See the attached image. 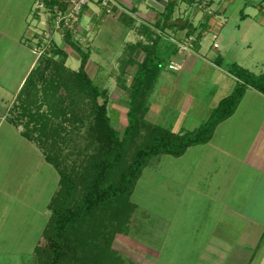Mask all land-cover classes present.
Here are the masks:
<instances>
[{
    "label": "crops",
    "instance_id": "obj_1",
    "mask_svg": "<svg viewBox=\"0 0 264 264\" xmlns=\"http://www.w3.org/2000/svg\"><path fill=\"white\" fill-rule=\"evenodd\" d=\"M235 1L225 0V4L219 2L221 11L217 15L210 17L200 14L197 19V15H180L177 6L169 18L166 6L156 0H116L119 7L113 16H105L99 7H87L80 32L75 37L71 36V39L88 54L86 71L101 88L108 91V97L120 100L127 98V102H118L121 107H125V103L129 105L128 87L135 73L146 67L152 59L158 65V61L167 56L168 65L158 72L150 89L155 90L156 83L159 85L154 97L161 101L150 104V91L144 117L147 121L146 117L159 118L162 114L159 103H164L171 106L162 120V123L167 121L165 124L170 125L167 129L176 133L193 131L206 122L220 102L234 91L238 78L229 72L226 65L247 64L240 63L237 58L230 60L227 58L228 52L238 42L250 47L252 34L256 30L260 31L261 26L264 27V7L259 6L260 11L242 9L238 20H235V15L228 11L230 3ZM28 2L29 9L32 0ZM37 2L39 0L28 10L26 19L24 15L27 21L25 33L30 39H34L37 28L45 26V14L39 10V14L35 13ZM187 18L194 24V30L186 25ZM203 30H208V33L199 36L192 51L179 52L176 41ZM10 33L13 34L8 32L7 37L11 40ZM3 34L5 30L0 27V35ZM215 34L217 37H214ZM16 39L11 40L13 46L10 49L17 50L16 60L24 62L16 90L18 92L39 59L30 46L20 41L17 45ZM215 42L219 43L218 47H214ZM255 42L258 43L257 40ZM20 45L25 47L24 53L19 51ZM58 45L67 53V64L72 70H79L81 56L78 51L66 38H61ZM246 51L241 54L244 58ZM7 54L8 51L6 54L1 53L0 61ZM172 61L180 64L181 68L171 69L169 64ZM0 65L9 67L12 64L0 62ZM2 71L8 75L12 73L10 70ZM208 88L210 93L209 98H206L205 90ZM113 110L121 112L116 108ZM3 120L0 124L6 123ZM149 124L157 125L153 121H149ZM30 142L28 139L29 145ZM194 147L198 148L194 162L197 156L200 161H207L200 162L203 164L200 168H194L192 177L198 176L197 182L192 177L190 179L191 174L188 173L182 184L188 193H193V201L189 198L186 203L182 202L183 194H180L179 203L150 204L149 219L153 229L149 232H153L158 239L150 240L147 235L141 241L138 239V244L142 243L150 251L146 259L150 264H160L166 242L171 233L176 232L177 250L174 248V256L171 257L175 258L177 251L186 257L185 262L176 264H264V94L248 87L235 112L217 125L211 140L189 147L176 159L189 157L191 150H196ZM36 159L38 164L44 163L39 160V155ZM47 170L51 174L50 169ZM180 178L182 174L176 177ZM50 181L53 182L52 176ZM204 201L209 203L201 207ZM182 203L186 212L181 219H177L176 211ZM166 206L169 209L166 210ZM44 217L43 214V220ZM43 226L44 221L41 238L40 232L32 238L34 243L37 241L34 248L23 250L25 253L0 251V264H35V253L46 228L42 229Z\"/></svg>",
    "mask_w": 264,
    "mask_h": 264
},
{
    "label": "rangeland",
    "instance_id": "obj_2",
    "mask_svg": "<svg viewBox=\"0 0 264 264\" xmlns=\"http://www.w3.org/2000/svg\"><path fill=\"white\" fill-rule=\"evenodd\" d=\"M28 1L0 0V27L5 30V34L0 35V52L6 54V51H8L9 53V55H4L5 57L0 62L12 64L9 67L0 65V121L6 120V123L0 124V251H9L6 253L10 254L18 251L25 253L26 251L23 250L36 246L37 241L34 243L32 238L38 232L41 233V238L43 228L52 227L54 209L71 208L84 200L86 190L95 174L94 163L96 158H99V155L101 156V146L103 144L98 127L95 126V108L92 99L77 88L61 92V95L66 97L65 102H62L59 97L57 98V95H53L51 91L49 94L44 91V85L48 83L50 78L55 76L56 65H64L65 73L63 76L66 79H70L69 72L72 68L67 64L66 57L62 53L57 54L56 52L62 49L58 42L63 37L51 27L49 28V25L45 24L44 27L42 25L37 28L34 39L26 36L27 21L25 19L28 17V10L34 6L36 0H32L29 9L27 8L30 4ZM42 1L46 6H49L51 0H39V3ZM57 1L60 2V0ZM203 1H206L207 4ZM218 1L221 4H225V0ZM240 1L237 0L230 3L228 8L229 13L231 12L235 15V20H238L242 9H246L249 12L260 11L259 6L264 7V0ZM202 2L204 7L212 5L216 14L208 15L205 13L204 8L200 7ZM219 2L214 0H175L174 9L177 6L180 15H197V19L200 14L213 17L221 11ZM39 3L37 2L36 5ZM36 9L35 13L38 10V12H42L40 8ZM33 11H35V8H33ZM83 14L81 17L82 22H84L85 17ZM29 20H32L31 16ZM185 23L190 26L191 30L195 29L190 18H187ZM8 32H13L14 35L10 33L13 39L18 38L16 39L17 45L18 41L23 42L38 53L36 56L39 60L37 59L38 62L33 69V76L22 93L26 92L27 94L28 92L31 95L26 96L24 94L25 96L22 95V98H17L16 95L20 93L24 83L18 92L16 90L24 62L16 60L17 50L10 49L13 46L11 41L13 39L10 40L7 37ZM52 32L54 33V39L50 46L47 47V42L44 39H46L47 34L50 35ZM201 33L202 31H200L199 35ZM252 35L250 47L238 42V45L228 52L227 58H230V60L238 59L240 63L246 62L247 64L243 63L246 66H242L259 75L264 73V27L261 26L260 31L256 30ZM69 43L71 44V42ZM20 46L19 51L24 53L25 47ZM72 46L76 49L74 45ZM245 49H247L246 58L241 55ZM41 51L43 52L42 54L40 53ZM31 56L35 57L34 55ZM158 65L160 73L168 65V57H162V60L158 61ZM229 66L230 64L226 65L228 69ZM3 69L10 70L12 73L8 75L5 71H2ZM34 81L36 84H34ZM158 88L159 85L156 83L155 90H149V92L151 91L148 98L150 104L155 103L154 101H161L160 98L154 97ZM207 90H205V94L206 98H209L210 88ZM108 99V109L113 124L123 134L128 124L126 113L128 106L125 103L126 106L121 107L118 102H127V98L120 100V98H111L109 96ZM99 101L102 103L103 98L100 97ZM25 105L28 110L22 114L24 111L22 107ZM52 106L55 107L56 113H53L52 109L54 108ZM159 107L162 108V114L159 118L155 119L152 116L146 118L157 125L165 128L169 127L170 125L165 124L167 121L162 123V120L168 114L167 109L171 106L159 103ZM113 108L119 109L121 112L116 113ZM33 113L39 117L44 115L48 120L39 118V121H31L30 114ZM11 119L15 122L13 123ZM149 121L142 114H139L134 134L129 139L128 146L125 149V160L118 170L110 172L107 179L108 183L117 181L121 171L128 168L137 151L152 141L154 132L149 126ZM44 123H47L46 135L41 133V127ZM25 131L29 132L35 139L31 140L28 138L33 147L29 145L28 139L23 137L25 136L23 134ZM194 149L196 150H191L189 157L187 155L181 160L167 154L159 155L150 160L149 164L143 169L141 178L131 197V200L136 204V208L130 215L132 218H130L128 233L116 232L117 219L113 220L115 218L111 214L113 209L109 205L97 209L91 218H86L83 224L72 226L74 229L71 228V238L75 239L78 237L79 239L74 241L78 244V241L81 240L80 246L79 249L76 248L77 252L75 254H71L73 251L69 252V254L67 253L62 264H150L151 262L146 259L150 256V251L145 245L137 242L138 239L141 241V239L145 238V235L150 240L158 239L156 235L152 234L153 232H149L153 229L150 227L152 223L149 219L150 204H169V202L170 204H176L180 201L178 199L180 194H183L182 202L186 203L189 198L193 201V193L191 191L188 193L182 184L188 177V173L191 174L189 176L191 179L195 171L194 168H200L203 165L200 162L207 161H200L197 156L194 162L198 148L194 147ZM36 154L39 155V160L44 162L43 164H38ZM48 155L57 160L59 163L58 169L47 160L46 157ZM187 162L189 170H187ZM193 163L194 167H192ZM47 169H50L51 174ZM61 172L65 173L67 177L62 180L64 185L59 196ZM179 174H182L180 180L176 179ZM51 176L53 177V182L50 181ZM192 178L194 182H197L198 176ZM55 196L56 202L53 204V209L49 205ZM207 203L209 202L204 201L201 207L207 206ZM183 206L184 204L181 205V208H177V219H181L186 212ZM165 209H169L168 206ZM172 211L170 210L169 212ZM43 214L45 216L44 220L42 218ZM139 220L140 222L137 226L136 223ZM43 221L45 222V227L43 226V230H41ZM175 235L176 232H172L166 242L160 264H167L168 262L170 264L175 262L176 264L186 261V257L179 251H177L175 258L171 257L174 256V248L177 250ZM177 238H179V235H177ZM47 246V238L43 236L40 241V247ZM185 246L186 248L188 247L187 243ZM17 260L19 261V259ZM41 260L43 261L41 262ZM21 261L23 262V259ZM24 261L27 262L26 260ZM45 261L43 252L35 253V264H44Z\"/></svg>",
    "mask_w": 264,
    "mask_h": 264
},
{
    "label": "trees",
    "instance_id": "obj_3",
    "mask_svg": "<svg viewBox=\"0 0 264 264\" xmlns=\"http://www.w3.org/2000/svg\"><path fill=\"white\" fill-rule=\"evenodd\" d=\"M55 3H58V1L51 0L49 6ZM166 8L168 10V17L170 18L174 9V1H169ZM65 38L76 47V50L80 54V68L77 71L71 70L69 72L70 79H66L63 76L65 73L64 65H54L56 70L55 76L50 78L48 83L44 85V91L47 94L51 91L53 95H57V98L59 97L62 102H65L66 97L61 95V92L77 88L92 99L95 108V126L98 127L103 144L101 146V156L99 155V158H96L94 163L95 174L86 190L84 200L71 208L54 209L53 204L56 202V195L49 205L54 209V218L52 217V227L49 228L48 226L44 231V237L47 238L48 246L43 248L39 246L36 250L37 252L41 251L44 253L46 259L44 264H62L67 253L69 254V252L73 251L71 254H75L77 252L76 248L79 249L81 240L77 244L75 241L79 238H71L70 232L72 231V226L83 224L87 217L91 218L92 214L102 206L109 205L113 209L111 213L115 217L113 220L117 219L116 232L128 233L130 218H132L130 215L136 208V204L131 200V197L141 178L143 169L149 164L150 160L162 154L179 157L189 147L209 142L217 125L235 112L248 87H253L264 94V73L258 75L237 63L230 64L228 70L238 78V83L234 91L225 97L214 109L211 117L206 122L193 131L182 133L173 132L159 125H149L154 132L152 141L137 151L135 158L128 165L127 169L121 171L117 181L108 183L107 179L110 172L118 170L125 160V149L128 146L129 139L134 134L139 114L144 116L147 111V95L159 72V65L154 64V60L152 59L146 67H142L141 70L135 73L134 79L128 87L130 98L127 111L128 124L125 127L124 133L121 134L113 124V120L109 114L108 91L101 88L86 71L88 54L71 39L70 34H67ZM56 52L57 54L62 53V55L67 57V53L62 49ZM33 72L34 70L24 82L17 98H22V95L26 94V92L22 93L32 78ZM34 84H36L35 81ZM29 95L31 94L27 92L26 96ZM100 97L103 98L102 103L99 101ZM52 107L54 108L52 109L53 113H56L55 107ZM22 108L24 110L22 114L25 111L27 112L28 107L26 105ZM65 108L68 109L67 106ZM39 118L48 120L44 115L39 117L37 114H30L31 121H39ZM11 121L15 122L12 119ZM46 129L47 123H44L41 127V133L46 135ZM23 134L27 138L35 140L29 132L25 131ZM50 156L46 157L47 160L58 169L59 163L54 157ZM61 173L59 196L62 193L64 185V181L62 182V180H65L67 177L65 173ZM67 250L69 251L67 252Z\"/></svg>",
    "mask_w": 264,
    "mask_h": 264
},
{
    "label": "built area",
    "instance_id": "obj_4",
    "mask_svg": "<svg viewBox=\"0 0 264 264\" xmlns=\"http://www.w3.org/2000/svg\"><path fill=\"white\" fill-rule=\"evenodd\" d=\"M206 3V1H203ZM200 7H203L205 13L208 15L216 14V11L210 7H204L202 4ZM207 4V3H206ZM99 7L105 16H113L116 9L119 7L116 0H60L58 3L53 4L52 6H46L42 1L38 4V8L41 9L42 13L45 14L44 23L49 25L51 29L60 34L61 37L65 38L67 34H70L72 37H75L80 32L81 26V17L87 7ZM208 30L202 31V35H206ZM198 33L190 34L186 39L176 41L179 52H190L195 47V42L199 40ZM217 37V34L214 35ZM54 39V33L47 34L46 46L49 47L50 43ZM219 43L215 42L214 47H218ZM33 53L38 54L36 50L32 49ZM43 53L42 51L40 52ZM171 69H180L181 65L175 61H172L169 64Z\"/></svg>",
    "mask_w": 264,
    "mask_h": 264
},
{
    "label": "water",
    "instance_id": "obj_5",
    "mask_svg": "<svg viewBox=\"0 0 264 264\" xmlns=\"http://www.w3.org/2000/svg\"><path fill=\"white\" fill-rule=\"evenodd\" d=\"M156 1H158L159 3H161L164 6H167V4H168L167 0H156Z\"/></svg>",
    "mask_w": 264,
    "mask_h": 264
}]
</instances>
